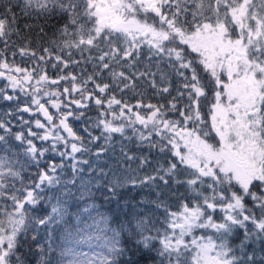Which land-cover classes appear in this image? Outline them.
<instances>
[{"label":"snow or ice","instance_id":"snow-or-ice-1","mask_svg":"<svg viewBox=\"0 0 264 264\" xmlns=\"http://www.w3.org/2000/svg\"><path fill=\"white\" fill-rule=\"evenodd\" d=\"M53 17L66 18L56 40L37 50L29 36L13 47L12 37L22 32L46 35ZM0 42V78L17 93L0 89V98L15 100V112L42 115L43 120L18 119L43 130L29 126L28 137L51 142L38 148L0 118L5 153L0 155V264H25L18 248L30 226L44 229L48 252L60 247L55 235L63 227L61 257H71L67 264H120L125 256L126 264H136L122 242L125 227L111 229L106 217L97 219L95 204L75 213L76 224H69L71 189L79 199L92 196L95 186L116 197L129 185L167 188L170 182L183 186L187 195L175 210L159 191L147 201L162 210L161 226L139 216L127 228L145 264H264V0H0ZM9 52L28 57L32 66L9 61ZM49 67L55 76L48 75ZM148 88L156 96L171 95L173 88L176 94L167 105L154 104L145 102ZM209 90L205 116L200 104L201 98L209 99ZM92 106L94 121L86 115ZM70 117L90 121L87 140L69 125ZM115 134L122 140L114 166L86 180L82 165L89 161L77 154L103 140L95 153L99 158ZM12 139L26 144L25 161L11 151ZM133 139L149 155L126 151L123 141ZM152 150L166 160L140 176L152 163ZM49 151L62 161L41 168ZM68 159L72 176L64 179ZM27 163L38 172L25 183ZM45 186L57 191L45 197ZM42 200L50 211L32 215ZM84 244L91 252L77 250ZM41 264L49 262L42 256Z\"/></svg>","mask_w":264,"mask_h":264},{"label":"trees","instance_id":"trees-1","mask_svg":"<svg viewBox=\"0 0 264 264\" xmlns=\"http://www.w3.org/2000/svg\"><path fill=\"white\" fill-rule=\"evenodd\" d=\"M17 11H19L17 9ZM23 20L20 21L23 24ZM66 22V18L61 17H53L47 21L45 26V33L46 35H38L36 30H33L32 33L22 32L20 37L13 36L12 37V44L13 47H19L23 44L24 38L31 37L34 48L39 50V45L43 44L44 46H48V42L51 40H56L58 38L57 29ZM39 23H44V21H39ZM4 48V44L0 42V49ZM145 53L147 49H144ZM9 61H13L22 67H31L33 61L28 57H21L17 54L15 57L11 56V53H8ZM143 59V57H142ZM69 71H78V69H69ZM89 71H91L89 67ZM48 75L55 76L56 73L49 67L48 68ZM176 81L173 80V85L175 87ZM7 83L4 79L0 78V89H5V91L9 95H17L16 92H13L12 89L6 88ZM147 88V84L143 85ZM91 87V85L89 86ZM175 90L173 88L171 95L165 94L163 96H156L153 94V90L150 88L147 89V95L145 97V102L151 103H159L167 105V102L175 96ZM211 98V91L209 90V99L201 98L200 110L203 115L207 116L208 113V104ZM130 102L134 103L135 99H132ZM19 103L22 105L25 103V98L23 94H20V101ZM17 107V102L13 101H5L0 98V118L10 120L11 121V128L12 132H23L25 136L29 139H33V142L36 144L38 148H47L50 146V141L44 142L38 140L34 137L27 136V129L29 126L32 127L33 131L38 133L43 132L41 129H36L34 123L28 126L22 124V122L18 119L19 116H23L24 120L34 121L35 119H41L38 114L36 116H32L29 113H18L15 112ZM75 106H73L74 108ZM49 110L53 114H56V109L51 108L49 105ZM79 111L78 109L76 110ZM13 112L14 115L9 116L7 113ZM86 115L91 118V121L96 119L97 109L92 106L87 111ZM42 120V119H41ZM58 123V121H56ZM69 125L73 128V130L83 137L85 140L88 139V132L84 129L88 127V123L85 120H75L73 118H69L68 120ZM93 135H99V129H90ZM131 135L130 131L128 133ZM66 135V134H65ZM122 138L119 134H115L113 142L109 145V151L106 153H102L99 158L95 155L96 151L104 144L103 140L97 141L95 144H90L89 147L91 149L90 152L84 154H77L78 159H86L89 161V164L82 165L84 172L83 175L87 180L90 176L91 177H99V169H104L107 172L111 167L114 166L116 158L120 154V143ZM125 144V150L131 153H135L137 155H149V152L146 148H138L137 142L133 139L132 141H123ZM10 144L12 145V152L20 153L21 161H25V157L23 155L24 149L26 144H21L19 141H15L14 139L10 140ZM62 148V146H61ZM3 146L0 145V155H4ZM113 150L115 155L113 154ZM10 154V153H9ZM150 159L152 161L151 165L145 168L143 171L139 172L140 176L151 174L154 168L158 165V163H164L166 157L158 155L155 150H152L150 154ZM49 161H55L57 164L61 163L62 158L59 155H54L51 151L47 152L45 156L41 159L40 167L47 168V164ZM63 163L66 167L63 169V178L67 179L72 176L71 168L69 167L72 163L70 159L64 160ZM91 166L94 171L90 172L89 167ZM133 168L136 167V164L133 163ZM37 172L38 169L35 164L27 163L26 170L23 172L25 177V183H28L31 180L37 179ZM59 172V170H58ZM79 185V181H77V186ZM73 197L69 199V210L71 215L68 217L69 224L75 225V213L80 212L84 207L89 204H95V209L93 210V215L100 218V216L106 217L108 220V227L111 229L119 230L120 227L123 225L125 227V234L122 237V242L124 243L125 247L128 248L129 255L131 256L132 260L136 262V264H145L144 256L145 254L138 249L130 239H128L127 235V228L130 226H134L136 219L139 216H150L153 221H155L156 226L160 227L161 222L163 221V212L161 209H156L153 204L147 203V201L155 200L157 191L163 194V199H165L171 206L172 209L175 210L176 207L179 205L180 197L183 195H187L185 192V188L183 186H178L170 182L167 188L160 185L158 188L152 187H139V186H126L120 190H118V195L116 197H111L108 193L107 189L102 186H95L93 188V195L92 196H85L83 199H79V193L77 192L76 188L73 187L72 189ZM57 189H51L45 186L44 191L41 193L43 196L48 197L53 192H56ZM107 197V198H106ZM50 211V206L46 203L45 200H42L41 203L36 206L34 209H31L32 215H45ZM99 214V215H98ZM219 215V213H217ZM131 222V225L129 224ZM91 223V221H89ZM155 229H153L154 234ZM207 231V234H212L211 230H198V234L200 232ZM35 235V239H32V236ZM56 243L60 245V247H55L54 251L48 252V240L47 234L43 228L39 229L38 231H32L31 226L30 230L26 234V236L21 237V245L18 248V255H20L25 264H41V257H45L48 260L49 264H67V261L71 259V257H61V251L66 246L63 244V227H61L55 235ZM233 243H238V239H234ZM78 251L83 252H91L87 244L80 245L77 249ZM100 250V249H95ZM250 250V249H249ZM128 260V256L122 257L120 259V264H126Z\"/></svg>","mask_w":264,"mask_h":264},{"label":"water","instance_id":"water-1","mask_svg":"<svg viewBox=\"0 0 264 264\" xmlns=\"http://www.w3.org/2000/svg\"><path fill=\"white\" fill-rule=\"evenodd\" d=\"M38 116H39V117H40V118L43 120V117H42V115H39V114H38Z\"/></svg>","mask_w":264,"mask_h":264},{"label":"rangeland","instance_id":"rangeland-1","mask_svg":"<svg viewBox=\"0 0 264 264\" xmlns=\"http://www.w3.org/2000/svg\"><path fill=\"white\" fill-rule=\"evenodd\" d=\"M2 79H4V78H2ZM4 81L6 82V83H8L5 79H4ZM11 89V88H10Z\"/></svg>","mask_w":264,"mask_h":264}]
</instances>
